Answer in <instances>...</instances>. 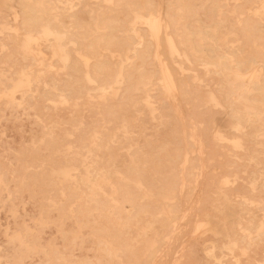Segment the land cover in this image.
<instances>
[{
	"label": "rangeland",
	"instance_id": "374dc122",
	"mask_svg": "<svg viewBox=\"0 0 264 264\" xmlns=\"http://www.w3.org/2000/svg\"><path fill=\"white\" fill-rule=\"evenodd\" d=\"M7 1V10L17 12L19 8L14 6L16 1ZM241 1L223 0L222 4H228L223 9H227L229 17L220 23L206 22L219 28L215 32L172 35L175 49L169 47L165 36L163 39L159 38V45L146 34L128 36V76L125 82L127 126L124 129V147L117 152L120 163L123 162L126 169L128 201L125 202V210L141 211L138 215L141 226L125 229L126 235L134 237L132 246L140 253L135 264H153L155 257V264H264V30H242L243 22L231 15ZM57 3L59 6L62 4ZM6 13L3 11L5 20L0 17V70L8 72L7 68H12L9 66L11 60L10 63L1 61L6 58L14 60V54L10 56L7 46L2 49L1 44L7 41L6 35L12 32V27L15 30L16 25L12 15ZM249 20L250 24L264 26V20L253 17ZM162 40L164 44L161 46ZM160 46H164L162 50ZM45 52L49 58L50 54L46 49L43 54ZM139 56L143 57L141 63L137 60ZM159 57L161 61L157 60ZM200 63L202 66H199ZM166 64L171 66L172 71ZM168 72L170 75H167ZM168 76L174 77L173 80ZM174 79H177L176 82ZM48 86L49 83L45 87ZM120 92L116 96L117 101ZM42 110L48 115L47 118L43 115L36 116L31 108L15 109L0 104V264H12L14 261L13 232L21 224H29L32 232L39 231L41 245L52 244L54 248L69 254L75 262H96L94 244L88 242L83 246L76 245L67 252L60 232L53 223L39 228V207L26 192L14 202V157L22 149L30 148L40 137L37 118L41 121L53 120L57 124L55 129L58 134L68 132L71 145L76 141L77 133L69 134L73 129L70 127L68 109L43 107ZM83 121L84 128L91 126L92 116L89 112H84ZM194 125H198V129ZM114 146L117 147V144ZM184 191H187L186 195L183 194ZM14 207L15 211L18 209L16 212ZM52 215L55 220V211ZM187 224L195 231L189 230ZM64 227L66 230H73L70 220L64 222ZM186 229L189 231L188 236ZM181 230L184 231L183 234ZM138 232L145 233L149 250L147 243L136 241ZM83 234L87 235L88 231L85 230ZM174 236L179 238L180 243L176 239L172 241ZM171 242L173 245L177 244L180 251L176 247L174 253L172 248L175 245ZM158 256L164 260H159ZM41 261L39 254H33L25 257L21 264H49Z\"/></svg>",
	"mask_w": 264,
	"mask_h": 264
},
{
	"label": "bare ground",
	"instance_id": "6f19581e",
	"mask_svg": "<svg viewBox=\"0 0 264 264\" xmlns=\"http://www.w3.org/2000/svg\"><path fill=\"white\" fill-rule=\"evenodd\" d=\"M15 1L16 3H14V6L19 8L17 12L7 10L6 4L8 1L0 0V17L5 20L3 11L4 13L7 12L9 15H12V20L16 25L15 30L14 27H12V32L6 35L7 41L1 44L2 49L7 46L10 56L14 54V60L6 58L1 61L3 63H10L9 61L11 60L12 63L9 66L12 68H7L9 70L8 72L0 70V104L4 107L15 109L21 108L25 110L31 108L34 110L36 116L43 115L46 118L48 115L43 112V107L52 109L66 108L70 114V127L73 129V132H69V134L77 133V137L75 144L71 145L68 132H63L64 134H58L56 132V122L53 120L41 121L37 118L36 121L40 124V137L36 142L32 143L33 145L30 148L22 149V151L14 157V202L20 198L22 193L26 192L29 197L35 200V203L39 207V220H37L39 228L53 223L60 232L67 252L76 245L83 246L84 243L88 242L94 244L97 260L96 262L87 260L75 262L71 259L69 254L54 248L52 244H46L45 246L41 245L39 242V231L32 232L28 226L29 224H21L16 232H13L14 261L12 264H21L25 257L33 254H39L42 260L41 262L45 261L49 264H135L140 253L132 246V239L134 237L126 235L125 229L131 226H141L138 219V215L141 211L126 212L125 210V202L128 201L126 169L123 162L120 163L117 152L118 149L124 147V129H126L127 126L125 82L128 76V36L146 34L155 39L157 45H159L158 40L163 39V36H165L167 37L166 42L169 47L175 49L172 35L189 33L199 34L207 31L215 32L219 30L218 27H215L216 25L213 26L206 22L211 21L220 23L227 19L229 17L228 12L227 9L226 11L223 9V6L228 4H222L223 0ZM57 2H61V6H59ZM235 5H238V3H235ZM10 6L12 5L10 4ZM243 14L244 16H242ZM231 15L243 22V25H241L242 30H264V26L258 27L259 25L256 26V24L253 25L248 23L251 17L264 20V0H242L238 8L232 10ZM162 44H164V41L163 43L161 42V46ZM163 47H161L160 50H162ZM44 49L50 54L49 58H47L48 55L46 52V54H43ZM44 55L47 56L44 57ZM161 58L159 57L157 60ZM137 60L141 63L143 57L139 56ZM246 61L247 60H245V62ZM164 62L165 61H163V63ZM167 62L169 63L170 61ZM201 64L202 63H200L199 66ZM166 65L165 69L167 68ZM168 67L170 68L171 66ZM169 70L172 71L171 68ZM167 75H170L169 72ZM257 81L259 82V80ZM47 83H49L48 88L45 87ZM144 84L147 86V83ZM144 84L143 87L145 86ZM149 85H151V83H149ZM173 85L175 86L174 83ZM180 88L182 89V87ZM118 92H120V97L117 101L116 96ZM209 96H211V94ZM210 98L212 99L213 97ZM185 106L184 108L187 109ZM249 108L251 109L253 107ZM84 112H89L92 116L91 126L87 128H84ZM177 117L178 116H176V118ZM191 138L194 140V137ZM233 140L235 142V139ZM115 143L117 147L114 146ZM195 144L197 143L195 142ZM205 158L207 159V157ZM184 161L186 162V160ZM199 161L201 162L202 160L199 158ZM200 170H202V168ZM199 180L201 179L199 178ZM195 182L197 181L195 180ZM233 185L235 184L233 183ZM184 190L187 189L184 188ZM189 190L191 189L189 188ZM186 192L187 191H184L183 194ZM174 193L175 192H173V194ZM200 193L198 194L199 198ZM158 194L159 193H157V195ZM198 197H196V199ZM242 199L243 198H241V200ZM238 200L240 201V199H237V201ZM257 201L260 200H256V202ZM23 209L25 210V208ZM54 211L56 213L55 220L52 219V213ZM161 212L162 211H160V213ZM17 213L19 214V212ZM186 213H188V211ZM35 219L34 221H36ZM66 220L72 222V231L65 229L64 222ZM195 220L193 221L195 222ZM180 225L181 224L177 225L178 228ZM0 226H2V224H0ZM187 228L192 230L188 227V224ZM258 229L259 228H257V230ZM32 230H34V228ZM85 230L88 231V234L84 236L83 233ZM172 231L175 234L174 229ZM193 231L195 230H192V232ZM236 231H238V229ZM181 232L179 234H181ZM188 232L186 229V234ZM171 234L172 233H170V235ZM254 235L257 237V233ZM157 238H159V236ZM177 238L178 237L175 238L174 236V238L171 239L172 241L173 239H176L177 242L180 241L178 240L179 238ZM135 239L142 244L147 243L149 250L150 247L145 233L138 232ZM249 240H251V238ZM172 243L173 242H171V244ZM165 245L166 244H164V246ZM168 245L171 250L170 244ZM174 245L175 247H173ZM174 245L172 246V251L174 249L175 253L177 244L174 243ZM180 245L182 246V244ZM176 253L178 252L176 251ZM168 256L170 257L169 254ZM175 256L172 257L174 258ZM155 258L154 262L156 263ZM160 259L161 258H159V260ZM236 259L237 257L235 260ZM149 260L152 259L149 258ZM176 264L179 263L177 262Z\"/></svg>",
	"mask_w": 264,
	"mask_h": 264
}]
</instances>
